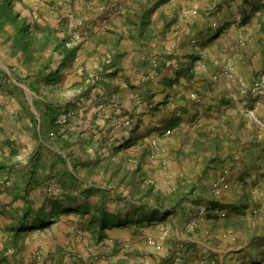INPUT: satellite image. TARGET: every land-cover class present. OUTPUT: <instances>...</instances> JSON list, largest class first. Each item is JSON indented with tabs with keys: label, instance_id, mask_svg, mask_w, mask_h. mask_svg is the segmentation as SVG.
Segmentation results:
<instances>
[{
	"label": "rangeland",
	"instance_id": "1",
	"mask_svg": "<svg viewBox=\"0 0 264 264\" xmlns=\"http://www.w3.org/2000/svg\"><path fill=\"white\" fill-rule=\"evenodd\" d=\"M144 1L15 0L16 11H20L32 23L50 26L57 32L59 39L69 37L67 47L76 46L78 52L75 60L60 67L59 79L48 86L39 85L45 98L61 108L57 110V115L60 111L71 110L74 116L63 127L56 126L57 115L53 121L47 120V132L43 134L47 145L38 147L41 154L36 162L33 163L24 151L30 138L26 133L21 132L17 136L8 134L0 139V152H4L3 148L8 150L6 140L10 143L14 140L12 143H16L18 149L13 151L16 156L14 162L23 160L26 163L21 167V164L12 161L8 166L15 167L21 178L28 173L26 166L33 163V167H37L36 177L40 183H33L29 187L30 198L35 203L34 210H38L46 200L62 202L60 205L67 212L55 217L56 221L45 228L25 230L16 235L18 221L26 206L24 199L20 198L25 191V183L13 189L12 182L0 178V264H37L40 261L50 264L43 249L38 247V243L44 240L40 237L41 233L46 229L49 232H60L73 225L77 229H74V233L70 232L68 237H73L74 245L66 255L75 256L79 263L104 264L108 258L116 256L120 264H124L123 257H127L125 261L132 264H168L171 251L154 237L147 241L154 249L152 253L146 254L140 238L147 229H135L136 232H132L126 227L117 226L108 233L121 240L119 244H114L115 247L112 245L113 237L107 239L108 245L106 239L97 237L94 226L96 210L93 206L98 198L105 209L120 212L121 215L130 210V200L153 206L156 194L149 189L150 186L154 190L156 187L166 190L167 195H164L162 204L158 205L163 207L165 204L162 208L164 210L172 209L181 197L179 195L184 196L190 205L199 198L205 203L214 198L209 193L208 183H205L209 172L208 158L224 157L219 154L218 148L223 151L222 146H226L228 139L226 135L219 137L210 133L208 121L219 122L220 126L222 116L218 111L214 112L215 116H206L209 103H217L218 98L213 93L216 84L211 86L210 83H204L210 78L214 80L220 74H226L228 65L233 63L237 81H232L228 75L226 77L236 92H231L229 99L242 103L243 98L240 96H247L250 89L253 92V83L264 73H255L250 87L245 78H239V73L237 76L235 58L227 57L223 62L217 58L228 49L230 45L227 42L231 37H236L241 49H252L250 31L245 29L249 26L240 23L232 27L230 38L228 35L221 40L217 38L203 48L204 41H196L198 31L206 27L220 29L222 24L224 14L218 2L165 0L163 3L150 4L152 0H147V4H140ZM146 9L153 12L152 18L145 17L143 13ZM124 10L127 11L122 13ZM8 30L12 31L9 27ZM0 39L11 48L6 42V35L0 34ZM195 50L201 59L192 76H182L166 89L162 83L165 75L186 65L187 55ZM50 54L52 50L49 49L43 54V59H47ZM205 54H211L214 60L209 61L204 57ZM152 57L157 61L156 66L149 61ZM60 60L56 55L52 66H59ZM219 64H223L222 70L218 68ZM209 70H215L216 73L212 74ZM207 74H211V77ZM170 78H175V75ZM241 85L245 86V93L241 91ZM208 89L211 91L209 95ZM252 94L257 98V93ZM193 95L200 99L195 100ZM203 100L206 103L201 102ZM235 104L231 105L232 110L246 115L244 124L248 127L255 125L260 130L261 127L247 116V110L256 105L250 107ZM237 121V124L225 125H228V129L241 131L244 125L240 120ZM2 124L3 121L0 122V128ZM167 131L170 132L169 136H162ZM130 134L135 136V140L134 137L131 139ZM209 135L212 136V144L216 146L211 155ZM16 137H19L18 142ZM157 137L158 150L152 144ZM122 144L123 148L117 150ZM153 151L158 154L157 159L152 158ZM134 172H139L141 176L132 181ZM245 177L240 180L239 186L249 195L247 198L252 203V209L248 208L243 217H246L247 225L254 226L261 222L260 218L264 219V208L261 207L264 190L261 189L258 173L249 172ZM192 188L194 191H191ZM85 190H91L89 195ZM168 191H172L174 196ZM176 191L182 193L175 195ZM225 195L220 196L219 200L227 207H216L218 213L213 215L216 222L225 224L219 233L222 240H229L225 250L242 245L248 249L247 256L258 253L260 249H252L250 244H245L246 237L242 238L240 234H246L248 226L238 227L225 223L228 215L238 216L237 211L228 207L235 204L233 197ZM236 198L238 201L242 199L241 205L248 200ZM84 205L88 206V213L81 208ZM240 206L237 205L238 208ZM13 222L17 224L13 228L8 227ZM188 222L178 226L180 237H191L200 231L198 227L195 231H188ZM157 231H160L159 237L162 238L170 235L162 227ZM180 249L186 256L187 251L181 246L175 249L173 255Z\"/></svg>",
	"mask_w": 264,
	"mask_h": 264
},
{
	"label": "crops",
	"instance_id": "2",
	"mask_svg": "<svg viewBox=\"0 0 264 264\" xmlns=\"http://www.w3.org/2000/svg\"><path fill=\"white\" fill-rule=\"evenodd\" d=\"M164 1L165 0H152L150 4H154L156 2L163 3ZM215 1L218 2L224 14L220 27V29H222V32L218 37V39L220 38L219 40L227 35L230 38V33L233 30L232 27L238 26V24H240L243 20L242 11L246 12L250 16L249 22L245 24L249 26V28H243L250 31L249 35L250 40H252L253 43V48L249 50H246L244 48L241 49L240 46L237 45L236 37H231V40H228L227 42L230 46H228V49L225 51V53H220L217 58H219L221 62H223L227 57L232 56L233 58H235L237 76L239 73V78H245V80L251 87V84L255 79L254 74L257 72L258 74L264 73V0H251L252 2L250 0H247L250 5H248L246 0ZM144 3L147 4V0L140 4L144 5ZM126 11L127 10H124L122 13H125ZM151 12L152 11L150 9H146L144 10L143 14L146 18H152L153 12L152 16ZM126 16L127 15H125V17ZM227 43H225L226 46ZM245 52L247 54H245ZM204 57H207L209 61L214 60L211 54H205ZM254 61L258 62V64H256ZM219 65L220 66L217 65L218 68L222 70L223 64ZM209 72H211L212 74L216 73L215 70H209ZM174 73L175 71L172 70L169 75H165L163 81L172 79L170 77L174 75ZM226 75L227 74L225 73L222 75L220 74V76H218L214 80H211L210 78L207 82L204 83H210L211 86H213L212 84H216L214 86L213 93L214 96L218 98L217 103H209V111L205 112L206 116H215V111H218L219 115L222 116V119L220 120L222 123L220 126L218 125L219 122L217 123L208 121V127L211 130L210 133H212V136L226 135L228 139V141L226 142V146L221 145L223 147V151L218 148L219 154L223 155L224 157L221 156V158L219 159L208 158L207 168L209 172L206 177L207 181L205 183H208L207 187L209 189V193L213 194L211 186L212 183L215 180L219 179V177L224 174L225 171H227L229 187L223 195L226 194L225 196L227 197H233L235 206H240L242 200L238 201L236 197H242L244 196V194H246V190L239 186L241 182L240 180L242 178L245 179V175H248L249 172L258 173V179L260 181L259 183L262 186L261 189L264 190V129L261 128L259 130V128L255 125L254 127L246 126V124H244L246 115L242 113L240 114L236 110H232L233 106L231 105H234L236 103L237 105H248L251 107L253 105L255 106L257 101H259L260 104L257 109V113L259 115V118L264 121V92L258 94L256 98V96L252 94L253 92H251L250 89L247 96H240L243 98L241 100L242 103L234 99L231 100L229 99L232 96L231 92H236V89L234 86V88L231 87L232 84L228 81ZM206 76L211 77V74H207ZM208 92L209 95L211 93L210 89H208ZM44 98L45 96L40 91V88H37L34 84V77L30 65L24 62L23 56L20 53L13 51L12 48H9L0 39V106L2 107L4 113L3 124L0 128V139L8 136V134H15L17 136V134L21 132L26 133L30 138L29 144H27L28 147H26L24 151L26 152V155H29L28 158L33 160V163L36 162V158L41 154L38 147L47 145L43 140V134L47 132L48 121L44 119V111L40 109L41 102L44 101ZM201 102L206 103L204 100ZM216 104L218 105L215 106ZM236 104L235 106H237ZM236 119L240 120L244 125L241 131H236L234 127V130L232 128H229V130L227 128L229 124L234 125V122H236V124L238 123ZM237 132L240 134H238ZM209 136L210 137L208 143L211 144L209 146L211 155L215 152L216 146L215 144H212V136ZM18 139L19 137L15 138L17 142ZM6 141L8 143V150L3 148L4 152H0V178L2 180L4 179V181L12 182L14 187L13 189L20 188L25 182L24 178H21L20 174L16 172L17 170L15 167L11 168L8 166L9 164H12L14 161H16V156H14L13 151L16 148L18 149V147H15L16 143H12L14 140H11V143L8 142V140ZM229 142L233 143V145H231ZM221 144L223 143L221 142ZM0 146L2 145L0 144ZM14 163L21 164L20 166L22 167V165L26 162H24L23 160H19V162ZM33 163H31L29 167L33 166ZM29 167L26 166L27 169ZM70 168L71 166H69V170L71 171ZM242 173L244 174L240 176ZM217 176L218 178L214 179ZM171 192L172 191H168L169 194L174 196V193ZM180 192L182 193V191H176L175 195H178V193ZM153 194H156L153 206H148L144 211L140 208L139 202L137 203L130 200V210L127 211L124 215H121L120 212H110L109 210L105 209V206L101 203V199L98 198V201L93 206L96 210V215L94 216L96 236L100 237L97 232L100 229L99 219L101 213L105 211L109 215L119 216L122 222H125V224H122L118 227H126L125 229L132 232H136L135 229L139 231L147 229V231L141 234L140 238L143 240L142 245L145 248L146 254L152 253L154 249L153 247H150L147 242L148 238L154 237L157 242L164 244L165 248L171 251L169 253L170 260L168 264L172 263L173 258L176 255V253L173 255V252L175 251V249L178 250L180 246L187 251V255L184 256L182 264H246L247 262L251 261V259L246 254V252H248V249L243 247L242 245L238 246V248L236 247L235 249L229 248L228 250H225L227 244L229 243V240H222L220 236L222 229L225 228V224H222L220 221L216 222V218L213 216V213H215L214 211L218 209H216V207L211 208V203L218 204L221 208L227 207V205L224 206L225 204L219 200V197L215 198L216 196L213 194L214 198L212 197V200H209L207 203L203 202L202 200H198L197 203H193L192 201V205H190V203H185L176 206V202L174 204L175 206H173L172 209L164 210L162 208L165 207V204H163V207L158 205L162 204L164 195H167L166 190H163V188L160 187H156L155 190H153ZM1 196L2 194H0V200H2ZM225 201L227 202V199ZM201 204H205L207 206L209 205V207L211 208L210 212L204 216H200L198 213V207ZM261 205L263 209L264 195L261 201ZM84 207L88 206H81V208ZM228 207L230 208V206ZM251 207L252 205L248 208L251 210ZM137 211H140V213H137ZM256 211L258 212V210ZM191 220H196L198 222L197 227L200 228V231L198 233H194L191 237H180L181 232L178 229V226L183 224L185 221L190 222ZM260 221V224H263L264 226V219L260 218ZM215 223H217V225ZM14 224L16 225L17 223L13 222V224L9 225L8 227L13 228ZM245 226L247 227L248 225ZM160 227H162V229L164 230H167L170 235L168 237L164 236L163 238L159 237L160 231L158 232L157 229H159ZM197 227L194 229H189L187 227V229L188 231H195L196 229H198ZM115 228L116 227H113L105 231L103 239H106L105 243L107 245V239L113 237L110 234L108 235V233H110ZM74 229H77L75 225L71 226L70 228H63L60 232H49L46 229L44 230L45 232L41 233L40 237L44 238V240H41L38 243V247L42 248L45 252V257L49 259L47 260L48 263L69 264L71 261H73L75 264H88L86 262L79 263V260L71 254L69 256L66 255L67 251H69V249H72V245H74V240L72 239L73 237H68L70 232L74 233ZM260 232H263V230H261ZM217 234H219V236ZM240 234H242V238L246 237L244 243L247 245L250 244L252 249L258 246H261L264 249V241L260 237H256V239H254V235L250 234L248 231L246 232V234H243L242 232H240ZM113 239V246L114 244H119L121 242L119 238L113 237ZM180 240H182L181 242H179L181 244L178 243V241ZM231 245L233 244H230V246ZM233 250L234 252H231ZM96 259H98V257H96ZM125 259H127V257L122 258V262L124 264H132L128 261H125ZM118 260L119 257L111 256L104 264H120ZM93 264L96 263L93 262Z\"/></svg>",
	"mask_w": 264,
	"mask_h": 264
},
{
	"label": "trees",
	"instance_id": "3",
	"mask_svg": "<svg viewBox=\"0 0 264 264\" xmlns=\"http://www.w3.org/2000/svg\"><path fill=\"white\" fill-rule=\"evenodd\" d=\"M14 3H16L15 0H0V34L6 35V42L10 44L12 50L20 53L23 56L24 62L30 65L35 86L37 88L40 84L48 86L59 79L60 67L65 66L67 63L77 58L78 47L73 46L72 48H68L67 43L69 41V37L59 39L56 34L57 32L50 26H41L37 23L30 22L21 14L20 11L15 10ZM242 13L243 20L241 21V25H245L249 22L250 16L244 11H242ZM8 27L12 29V31H9ZM221 32L222 29L213 30L210 27L202 28L198 31L196 41H204L202 42V46L203 48H206L211 42L220 36ZM49 49L52 50V54L44 60L43 54ZM56 55L60 57L61 60L59 62V66L54 67L52 66V63L54 62ZM200 57L201 55L197 50L188 54L185 59L188 63L182 66L181 69L175 71V78L163 81L164 87H172L174 82L179 81L182 76H192L197 62L201 59ZM40 109L44 111V119L49 120L50 122L53 121L55 115H57V110L61 108L59 106H55L54 103L45 98L44 101L41 102ZM130 137L131 139L134 137L133 139L135 140L134 135L131 134ZM123 146L124 144L119 146L117 150L120 151ZM28 169V173L23 176L25 180V191L20 196V198L24 199L26 202V206L22 210V218L18 221V227L15 231L16 235L25 230L45 228L46 226L54 223V220L56 221L55 217L67 212V209L63 208L59 201L49 202L46 200L38 210H34L35 203L30 198L29 187L33 183L39 184L40 182H38V178L36 177L37 167L31 166ZM140 176L141 174L139 172H134L132 181H134L136 177ZM149 189L152 191L154 190L153 186H150ZM191 191H194V188H192ZM85 192L88 194L91 190H85ZM179 196L181 197L178 198L176 206L186 203L184 196ZM247 196L249 195L244 194V196H242L243 200L248 199ZM199 200L201 201L200 198ZM197 201L193 200V203H196ZM139 204L140 208L144 211L148 207L146 202L141 201ZM251 205L252 203H250L248 199L239 208L235 206V204L230 206L232 211H237L238 216L234 217L228 215L224 220L225 223H232L233 226L238 227L247 225L248 222L245 219L246 217H243L245 215L243 213H246V209ZM219 206L220 205L218 204L211 203V208H218ZM87 208L88 207L83 208L85 209V213L88 211ZM137 213H140V211H137ZM122 224H125V222H122L119 216L109 215L107 212L103 211L99 219L100 229L97 232L99 236L103 238L107 229L117 227ZM261 230H263V232H260ZM247 231L254 235V239H256V237H260L264 241L263 224H260L259 222L255 223L254 226H250V224H248ZM258 248L260 249L258 253H251V255L248 256L251 261L246 264H264V249L261 246H258Z\"/></svg>",
	"mask_w": 264,
	"mask_h": 264
},
{
	"label": "built area",
	"instance_id": "4",
	"mask_svg": "<svg viewBox=\"0 0 264 264\" xmlns=\"http://www.w3.org/2000/svg\"><path fill=\"white\" fill-rule=\"evenodd\" d=\"M149 61L152 65L156 66L157 65V61L155 60V58H149ZM226 74L228 75V77L236 82L237 81V77L234 73V68H233V63H230L226 69ZM253 89V93H263L264 92V75H262L260 78H258L257 80H255V82L253 83L252 86ZM241 91L243 93H245L247 90L245 89L244 85H241ZM193 98L195 100H199L200 98H198L197 95H193ZM260 102L257 101L256 106L252 109L247 110V116L258 126H260L262 129H264V121L262 119L259 118L258 113H257V109L259 107ZM74 116V113L71 110H63L61 111L55 121V124L57 127H63L66 126L70 123V121L72 120ZM4 118V113L2 110V107L0 106V122L3 121ZM128 124H130V122H127ZM170 132H164L162 134V136L167 137L169 136ZM153 147L154 149L158 150L159 148V138H154L153 139ZM158 154L155 153V151H153L152 153V158L153 159H157ZM212 190H213V194L217 197H220L224 194V192L228 189L229 185H228V172L225 171L224 174H222L219 179L215 180L212 183ZM210 207L205 205V204H201L198 207V213L200 216H204L206 214H208L210 212ZM215 213H218V210L214 211ZM198 222L196 220H191L187 227L189 229H194L197 227ZM151 243V242H150ZM160 249V247H159ZM181 249L179 251H177L176 255L173 258V261L171 264H182L183 260H184V254L181 253ZM37 264H43L41 261ZM69 264H75L73 261H71Z\"/></svg>",
	"mask_w": 264,
	"mask_h": 264
}]
</instances>
